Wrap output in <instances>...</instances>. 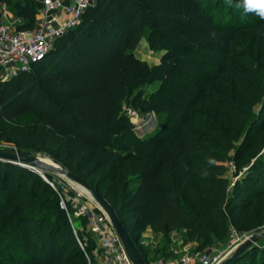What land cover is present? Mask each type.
I'll use <instances>...</instances> for the list:
<instances>
[{"label":"trees","instance_id":"1","mask_svg":"<svg viewBox=\"0 0 264 264\" xmlns=\"http://www.w3.org/2000/svg\"><path fill=\"white\" fill-rule=\"evenodd\" d=\"M219 1L97 0L82 24L58 39L31 70L0 78V141L47 153L100 193L107 179L113 182L120 196L114 207L147 263L139 246L146 231H183L186 241H202V251L226 237L228 220L238 223L252 217L256 194L249 182L264 187L260 160L253 177L235 184L229 196L219 163L220 149L226 147L216 130L219 125L207 135L189 130L201 124L198 113L208 106L217 109L226 127L250 123L256 93L264 87L259 65L264 58V19L252 12V18L241 20L242 13L234 9L241 20L236 28L216 19L212 6H219ZM14 7L26 21L18 29L32 30V0ZM146 29L152 49L166 45L157 68L135 54ZM238 30L252 32L257 40L254 53L237 47ZM208 71L209 85L189 81L206 78ZM161 72L170 76L177 90H159L144 98L143 87L162 79ZM132 90L138 91L132 98L135 109L186 118L169 133L138 138L121 115L122 102ZM259 121L263 129L264 118ZM30 173L27 167L0 160V230L17 210L26 213L34 195L43 203L54 199L60 212L51 224L50 260L25 264H88L56 192L46 184L38 194ZM208 179L223 185L215 205L208 204ZM20 219L21 243L30 250V218L23 214ZM79 237L83 238L80 233ZM233 264H264V244Z\"/></svg>","mask_w":264,"mask_h":264},{"label":"rangeland","instance_id":"2","mask_svg":"<svg viewBox=\"0 0 264 264\" xmlns=\"http://www.w3.org/2000/svg\"><path fill=\"white\" fill-rule=\"evenodd\" d=\"M218 5L212 6L216 19L232 24L236 28L238 27L237 24L240 23L239 21L252 18L251 13L245 11L243 0H231V3L228 0H220ZM234 9L242 13L241 20H238V15L233 12ZM148 32L149 29H146L135 50V54L142 62L152 68H157L166 50V45L161 44L156 49H152ZM237 37L236 45L239 49L249 53L255 52L254 49L256 48L257 40L252 32L238 30ZM259 65L263 68L264 77V58L259 59ZM160 74L163 76L162 79L147 83L143 87L144 98H148L153 92L159 90L171 91L172 94L177 90L173 83H171L169 75H165L163 72ZM207 74L208 76L206 78L191 77L189 81L197 85H209V77L211 74L209 71ZM137 92V90L130 91L128 97L122 102L121 115L123 122L131 126V131L138 138L148 139L160 132L164 134L169 133L186 118V114L172 116L158 114L154 111L142 112L135 109L132 106V98ZM252 111L253 118L250 123L241 126V124L233 122L226 127L224 123L219 121L217 109L213 106H208L198 113L201 124H194L189 129L194 134L207 135V130L214 129L215 125H219V127H216L217 133L223 137L226 144V147L219 148L222 154V159L219 163L224 167L223 178L226 179V183L228 184L227 191L229 196L232 195L234 185L240 181L245 184L247 178L253 177L257 162L264 160V128L259 129V119L264 118V87L256 93ZM214 119H218V122L213 125ZM0 145L1 147H14L11 143L5 141H0ZM33 153L42 161L52 163V158L47 153L39 151H34ZM27 168L31 172L29 174L31 182L37 185L34 189L37 188L39 190L37 192L38 194L46 188L45 185L48 184L46 179L58 181L65 178L54 171L41 170L33 167ZM206 186L210 193L208 204L215 205L222 194L223 185L222 183L208 179ZM249 187L256 194L254 199L255 209L252 217L238 223H233L228 220L226 237L222 240L215 239L210 246L202 251L199 250L202 241H186L183 231H146L141 236L139 246L147 255L148 263L160 260L171 263L186 251L211 254L215 250H218L226 254L236 245L255 233L260 232L261 234L264 230V187H260L251 182H249ZM100 190L113 206L120 204L119 193L115 191L114 183L109 179H107ZM33 198L29 200L30 204L27 207L26 213L17 210L11 217L4 221L0 230V264H25L31 260H50L52 236L54 234L52 220L55 214L60 211L54 199L49 203H43L38 201V195H34ZM23 214H26L30 218V223L27 226H29V233H33L34 238L32 239L30 250L26 249L25 243H21L23 239L20 230L24 226H21L22 222L20 221V217ZM74 223L77 228H82L83 230L79 233L83 236L80 239L84 243L86 251L93 252L98 244L97 239L87 227V221L85 219H76ZM261 244H264V236L257 245Z\"/></svg>","mask_w":264,"mask_h":264},{"label":"built area","instance_id":"3","mask_svg":"<svg viewBox=\"0 0 264 264\" xmlns=\"http://www.w3.org/2000/svg\"><path fill=\"white\" fill-rule=\"evenodd\" d=\"M96 3L97 0H41L42 8L35 27L15 30L4 22L8 7L0 0V78L9 79L31 70L54 49L58 39L82 24L84 14ZM46 181L56 192L59 206L66 213L88 264H133L109 216L88 192L66 178ZM76 219H85L97 239L98 245L91 255L79 237L83 230L76 227ZM231 251L226 254L218 250L211 254L186 251L174 262L160 260L148 264H221Z\"/></svg>","mask_w":264,"mask_h":264},{"label":"water","instance_id":"4","mask_svg":"<svg viewBox=\"0 0 264 264\" xmlns=\"http://www.w3.org/2000/svg\"><path fill=\"white\" fill-rule=\"evenodd\" d=\"M0 160L15 163L24 167L39 168L41 170L54 171L64 176L69 181L79 185L82 189L90 194L95 202L103 209L109 216L110 221L119 235L123 246L133 264H148L144 258L141 250L139 249L136 241L134 240L131 232L123 223L115 207L108 201V199L100 193V191L93 186L86 179L70 170L67 166L61 164L52 158V164L42 161L33 152L25 151L17 147H0ZM264 230L255 233L246 240L238 244L221 262V264H233L248 250L258 244L263 238Z\"/></svg>","mask_w":264,"mask_h":264},{"label":"crops","instance_id":"5","mask_svg":"<svg viewBox=\"0 0 264 264\" xmlns=\"http://www.w3.org/2000/svg\"><path fill=\"white\" fill-rule=\"evenodd\" d=\"M8 9H7V13L4 16V22L9 25L10 27H12L15 30H19L18 26L21 25L22 23L26 22L24 19H21L20 17H18L17 13H16V9H15V3L16 2H24V0H3ZM34 7L36 9V20H35V25L37 23V20L40 16V11L42 8V4H41V0H32Z\"/></svg>","mask_w":264,"mask_h":264},{"label":"clouds","instance_id":"6","mask_svg":"<svg viewBox=\"0 0 264 264\" xmlns=\"http://www.w3.org/2000/svg\"><path fill=\"white\" fill-rule=\"evenodd\" d=\"M231 3V0H228ZM243 6L246 12H254L261 19H264V0H243Z\"/></svg>","mask_w":264,"mask_h":264},{"label":"bare ground","instance_id":"7","mask_svg":"<svg viewBox=\"0 0 264 264\" xmlns=\"http://www.w3.org/2000/svg\"><path fill=\"white\" fill-rule=\"evenodd\" d=\"M49 164H52V163H49ZM79 188H81L79 185H78Z\"/></svg>","mask_w":264,"mask_h":264}]
</instances>
